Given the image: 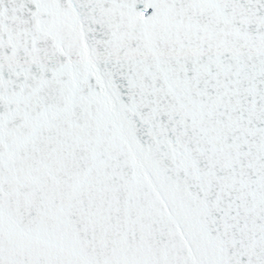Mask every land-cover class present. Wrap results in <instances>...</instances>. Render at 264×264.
Here are the masks:
<instances>
[{
	"label": "snow or ice",
	"instance_id": "obj_1",
	"mask_svg": "<svg viewBox=\"0 0 264 264\" xmlns=\"http://www.w3.org/2000/svg\"><path fill=\"white\" fill-rule=\"evenodd\" d=\"M0 264H264V0H0Z\"/></svg>",
	"mask_w": 264,
	"mask_h": 264
}]
</instances>
